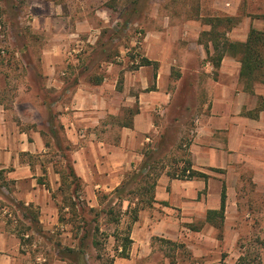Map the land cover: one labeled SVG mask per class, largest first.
Masks as SVG:
<instances>
[{"label": "rangeland", "instance_id": "374dc122", "mask_svg": "<svg viewBox=\"0 0 264 264\" xmlns=\"http://www.w3.org/2000/svg\"><path fill=\"white\" fill-rule=\"evenodd\" d=\"M240 3L237 16L252 14L264 18V0ZM200 14L206 16L202 18L204 22L226 13L215 8L212 0H0V102L12 112L17 129L26 132L30 140L33 132L42 135L43 148L21 158L32 164L31 169L40 174V183L50 188L59 217L56 224H36L23 207L17 209L16 205L21 202L14 193L16 181L6 180L2 171L5 180H0V210L10 219H17L15 227L32 262L82 264L81 260H74L68 250L77 248L80 239L88 235L86 262L109 264L127 235L135 209L143 204L141 190L137 189L139 184L130 185L128 188L135 192L120 201L114 194L115 189L103 188L102 183L108 181L106 178L95 177L91 184V178L79 176L81 182L75 194L72 179L62 180L61 173H68L69 164L74 166L76 144L68 134L72 110L58 103L68 104L71 95L65 92L59 96L54 88L47 86L50 76L47 64H64L57 73L66 80L68 89L74 88L76 76L83 83H95L99 78L108 77L111 88L114 86L118 93L116 98L121 109L107 120L114 125H130L135 115L133 111L139 110V104L131 95L142 89L132 84L126 91L127 76L137 73L138 79L141 75L147 77L149 84L145 91L156 87L158 64L140 68L146 66L141 65L147 58L144 37L151 34L156 38L160 31L171 48V39L178 35L174 26L187 19H197ZM237 28L240 29V25ZM202 32L199 42L204 44L209 36ZM180 41L188 45V41ZM209 58L207 55L208 61ZM200 64L198 68L193 59L186 63L174 61L168 83V88L173 90L171 96L151 111L157 131L150 134L151 140L144 150L147 146L156 148L165 138L156 156L164 172L181 168L190 160L189 143L193 140L197 119L208 104L204 83L217 73L215 68L207 71L205 61ZM164 82L167 86L166 79ZM126 102L133 105L127 106ZM138 164L125 171L122 181ZM49 170L58 173L52 184ZM230 174L225 178L231 203L223 228H204L201 217L195 215L190 221L193 209H185L184 214L183 210L175 208L174 216L183 219V236L175 244L155 239V251L136 264H203L194 252L204 248L197 241L204 234L214 237L209 247L210 261L225 259L226 263L235 264L242 255L247 257V264H264V171L242 168ZM97 183L100 186L97 187ZM23 186L27 188L28 182ZM103 194L109 197L104 199ZM111 206L112 215L108 212ZM30 210L38 218V210ZM166 211H162L161 217L168 214ZM22 216L31 218L29 223ZM114 216H120L119 223L112 220ZM96 228L100 230L95 232ZM228 235V240L224 241ZM93 236L101 247L92 245Z\"/></svg>", "mask_w": 264, "mask_h": 264}, {"label": "crops", "instance_id": "0c3cea01", "mask_svg": "<svg viewBox=\"0 0 264 264\" xmlns=\"http://www.w3.org/2000/svg\"><path fill=\"white\" fill-rule=\"evenodd\" d=\"M212 1L215 8L226 13L218 16L235 18L233 25L221 26L230 41L245 42L251 27L264 31V18L252 14L237 16L242 0ZM203 17L206 16L200 14L197 19H187L174 26L178 35L171 39V48L160 31L156 38L151 37V34L144 37L145 56L158 63L156 87L149 92L145 91L149 84L147 77L141 75L138 79L137 73L127 76L126 91L131 89L132 84L142 89L131 95L139 104V110L130 125H114L107 120L121 109L116 98L118 93L114 86L111 88L108 77L99 78L95 83H83L76 76L73 79L74 88L68 89L66 80L57 73V69L60 66L63 68L64 64H47V68H50L47 86L54 88L59 96L65 92L71 95L68 104H58L72 110V116L68 119L71 125L68 126V134L72 143L76 144L73 158L78 176L91 178V184L95 177L106 178L108 181L102 183L103 188L111 191L121 183L125 171L142 162L144 147L151 140L150 134L157 131L151 111L161 105V101H166L173 91L168 88L173 62L186 63L188 59H193L199 68L200 63L205 61L207 71L214 69L213 64L207 60L205 45L199 42L201 32L211 29L207 21H202ZM239 25L240 29L237 28ZM180 39L188 41V45ZM207 42L213 54L212 41ZM150 66L153 65L140 68ZM241 67L238 57L226 53L220 67L215 68L217 73L214 77H208L204 83L203 91L208 104L206 111L197 119L195 134L188 149L193 168L210 174V178L207 181L203 178L183 180L170 178L167 172L162 173L155 189L156 201L140 210L139 218L130 223L132 244L128 250L129 257L115 256L113 264H136L139 259L150 256L155 251L154 240L157 238L175 244L183 236L184 229L181 224L183 219L173 214L175 208L183 210L184 214L185 209H193L190 221L196 215L204 220V228L215 226L206 220L207 211L219 208L224 184L227 187L225 218L231 203L230 187L225 176L242 168L257 169L259 173L264 171V77L252 80L248 85L247 80L241 78ZM164 79L167 80V86ZM125 105L132 106L133 102H126ZM17 128L12 112L0 102V168L5 171L6 180L16 181L14 193L21 202L16 208H35L38 210L40 224H56L59 221L58 209L51 190L45 183H40V174L31 169L32 164L22 161L23 155L34 154L43 148L42 135L33 132L30 140L26 132ZM9 166L14 168L7 169ZM48 175L51 182L54 177L57 179L58 173L53 174L49 170ZM237 175L239 179L240 172ZM26 182L27 188L23 186ZM162 211L169 212L161 217ZM4 213L0 210V264H35L15 227L17 219H10ZM22 219L27 223L30 221L23 216ZM201 237L197 241L204 248L194 252V255L199 256L203 264H222V259L209 260V247L214 237L207 234ZM228 237H224V241Z\"/></svg>", "mask_w": 264, "mask_h": 264}, {"label": "trees", "instance_id": "16d2710c", "mask_svg": "<svg viewBox=\"0 0 264 264\" xmlns=\"http://www.w3.org/2000/svg\"><path fill=\"white\" fill-rule=\"evenodd\" d=\"M207 23L211 25V29L209 31L202 32V35L209 36V40L212 41L214 52L211 54L209 49L208 42H205V49L208 57H210L209 61L213 64L214 68H219L221 65V61L226 53H232L241 61V78L246 79L248 85L252 80L263 79L264 77V31L259 30L257 28L251 27L248 38L245 42H234L230 41L226 37V30H222L221 26L223 25H233L235 23V18L231 16H215L206 20ZM158 64L155 61H151L148 58H144L143 64L141 65H152ZM251 90V88H249ZM137 111H133L135 114ZM165 138L159 141L156 148L147 146V148L143 151L144 159L138 166L134 168V170L130 171L125 175L124 180L115 188L114 194L120 201H124L126 195H130L135 192L133 189H129L130 185L139 184L138 190H141L140 194H142V202L143 204L140 207L135 209V214L133 215L132 222L139 218V212L145 207L151 206L155 200V189L158 184V179L160 175L164 172V168H159L158 159L156 158L157 153L161 150V146L165 143ZM60 146V143L58 144ZM160 149V150H159ZM68 173L63 174L61 171L62 180L67 181L69 178L72 179L71 183L73 185L72 193L75 194L80 186L81 178L77 175L74 166L69 164ZM216 170V169H213ZM3 170H0V180L3 178ZM217 171H222L218 169ZM167 175L170 178H178V179H194V178H203L206 181L210 178V174L205 173L203 171L197 170L193 168V163L190 160L185 162L181 168H177L174 170L167 171ZM68 178V179H67ZM64 181V183H65ZM5 184V183H4ZM50 189V188H49ZM109 194H103V198H108ZM226 201H227V187L225 184L223 185L221 192V200L220 206L218 209H210L207 211L206 220L208 222H212L215 226L220 229L223 228L224 218H225V210H226ZM112 203V202H111ZM122 204V202H121ZM93 209V208H91ZM109 214H114V208L111 206L108 208ZM29 210V211H28ZM25 211L29 217L33 219L36 224L39 223L37 216L30 212V208H25ZM30 218V219H31ZM112 220L115 223L120 222V216H114ZM99 228L95 229V232L99 231ZM130 230L131 225L127 228V235L124 237L122 244L120 247L116 248V255L119 257H129V247L132 244V240L130 238ZM88 235H84L78 244L77 248H69L68 251L72 254L73 259L81 260L82 264H88L85 260V248L87 247V243L85 242ZM92 245L95 248L101 247L100 241L93 236ZM115 256L111 259L109 264H113L115 260ZM72 258L70 260L73 261ZM246 256H240L238 258V262L235 264H247ZM222 264H228L222 259Z\"/></svg>", "mask_w": 264, "mask_h": 264}]
</instances>
